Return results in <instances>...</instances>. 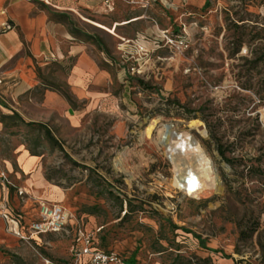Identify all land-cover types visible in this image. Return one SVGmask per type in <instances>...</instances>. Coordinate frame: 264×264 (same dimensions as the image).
Instances as JSON below:
<instances>
[{
  "label": "rangeland",
  "instance_id": "1",
  "mask_svg": "<svg viewBox=\"0 0 264 264\" xmlns=\"http://www.w3.org/2000/svg\"><path fill=\"white\" fill-rule=\"evenodd\" d=\"M114 2L120 14L103 23H126L115 35L90 25L78 36L95 37L126 74L118 110L80 111L76 127L48 124L58 145L39 126L2 121L0 162H13L22 146L37 156L33 176L60 196L39 201L72 217V228L32 242L25 264H71L73 230L99 228L106 250L135 264H264V0ZM61 75L55 68L47 76L72 103ZM203 165L221 191L202 179ZM190 175L201 190L189 195L181 181ZM29 177L7 179L17 189Z\"/></svg>",
  "mask_w": 264,
  "mask_h": 264
},
{
  "label": "crops",
  "instance_id": "2",
  "mask_svg": "<svg viewBox=\"0 0 264 264\" xmlns=\"http://www.w3.org/2000/svg\"><path fill=\"white\" fill-rule=\"evenodd\" d=\"M171 1L174 7L181 0ZM109 14L117 16L120 9L116 4L108 13L105 0H0V132L3 119L11 117L23 124L46 127L65 119L70 127H76L80 111L118 110L119 100L127 95L126 74L93 43L95 37L87 35V40L72 34L74 30L83 34L80 27H90L94 22L115 35V30L126 23L110 22L107 26L103 22L109 20ZM131 20L128 23L140 18ZM55 68L63 74L72 103L55 88L54 81L48 80L47 75ZM115 84L118 95L113 91ZM12 159L0 162V173L13 180L30 177L25 186H16L25 192L23 197L15 188L0 186V264H18L19 258L25 264L31 243L38 244L44 235L26 242L16 233L26 235V224L36 217L39 200L57 201L60 196L51 192L42 178L33 176L37 156L22 146L12 152ZM35 184L45 191H33L30 185ZM4 213L19 216L21 224L4 220Z\"/></svg>",
  "mask_w": 264,
  "mask_h": 264
},
{
  "label": "built area",
  "instance_id": "3",
  "mask_svg": "<svg viewBox=\"0 0 264 264\" xmlns=\"http://www.w3.org/2000/svg\"><path fill=\"white\" fill-rule=\"evenodd\" d=\"M114 1L105 0L107 12L113 10ZM176 42L180 46L184 45L183 40ZM184 183L185 191L187 192V185L189 184L187 179L184 180ZM0 186L14 188L4 173H0ZM16 190L19 197L25 195L24 191L20 189ZM36 209V217L26 224V235L16 233L22 240L30 242L34 236L57 234L64 232L69 227L72 228L71 215L59 204L38 201L36 203ZM2 217L4 220L13 224H21V218L19 216L4 213ZM100 231L101 228L93 232L83 231L82 229L73 230V238L69 247V255L72 260L71 264H131L120 254L99 248L98 234Z\"/></svg>",
  "mask_w": 264,
  "mask_h": 264
},
{
  "label": "bare ground",
  "instance_id": "4",
  "mask_svg": "<svg viewBox=\"0 0 264 264\" xmlns=\"http://www.w3.org/2000/svg\"><path fill=\"white\" fill-rule=\"evenodd\" d=\"M91 23H93V25H95L96 27L105 29L109 33H113L112 30L107 29V28H105L104 26H102V25H100L98 23H94V22H91ZM157 124H158V120L154 119L147 125V127L145 128V130L143 132V134L145 135V137L147 139H151L152 132L156 128ZM189 127L192 128V129H195L202 137H206V132H205V130L202 129V123L200 121L191 120L189 122ZM193 141L194 140H192V142H190V145H191V147H193L195 149L194 151L197 152V154H198L197 156L199 158L198 159L199 165L202 164V163H205L204 165H207L206 164V160L203 158L201 150L198 149L197 142L196 141L193 142ZM124 157H125V153L124 152L120 153L116 157L117 163H121V161H123ZM204 165L200 169L201 170L200 176L202 177V179L204 178L207 181V184H209V187L211 186V188L213 190H215L217 192L221 191L222 188L220 186V182H219L218 178L215 176L213 170H211L210 166H204ZM185 179H187V181H188V183H190V185L191 184L193 185L194 191H195V189H198L200 187L201 181H199V179L197 177H195L193 175H190L187 178H184V180ZM184 180L181 181L182 182L181 183L182 184V186H181L182 188H185ZM192 192H188V194L190 195Z\"/></svg>",
  "mask_w": 264,
  "mask_h": 264
},
{
  "label": "trees",
  "instance_id": "5",
  "mask_svg": "<svg viewBox=\"0 0 264 264\" xmlns=\"http://www.w3.org/2000/svg\"><path fill=\"white\" fill-rule=\"evenodd\" d=\"M80 32H78V31H76V30H74V31H72V34H74L75 36H78V34H79ZM81 34V33H80ZM79 37V36H78ZM96 45H98L100 48H102L103 49V46H102V44H101V42L100 41H96ZM104 50V49H103ZM105 51V50H104ZM66 99H68L67 97H66ZM26 125H28V126H33V125H35V126H39L40 128H42L43 130H44V133H45V136H46V138L51 142V143H53L54 145H58V142H57V140L55 139V137L53 136V134L51 133V131H50V129L48 128V127H46L45 125H43V124H36V123H27ZM124 201H125V204L126 203H131V201L130 200H127V199H124ZM173 229H176V227L175 226H173L172 227ZM98 246H99V248H101V249H106L104 246H103V237H99L98 236ZM203 244V243H202ZM126 258V257H125ZM127 259V258H126ZM127 262H129V263H131V264H135V261L133 260V259H127Z\"/></svg>",
  "mask_w": 264,
  "mask_h": 264
},
{
  "label": "water",
  "instance_id": "6",
  "mask_svg": "<svg viewBox=\"0 0 264 264\" xmlns=\"http://www.w3.org/2000/svg\"><path fill=\"white\" fill-rule=\"evenodd\" d=\"M192 191H194V188H193V185L191 184L190 185V183L187 185V193L188 192H192Z\"/></svg>",
  "mask_w": 264,
  "mask_h": 264
}]
</instances>
